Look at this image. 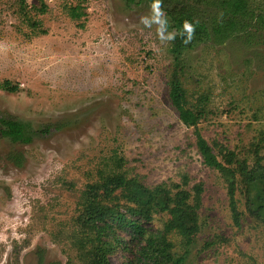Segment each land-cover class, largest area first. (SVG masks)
<instances>
[{
    "label": "rangeland",
    "instance_id": "obj_1",
    "mask_svg": "<svg viewBox=\"0 0 264 264\" xmlns=\"http://www.w3.org/2000/svg\"><path fill=\"white\" fill-rule=\"evenodd\" d=\"M177 1L200 21L221 11V0ZM152 4L0 0V83L17 86L0 89V112L35 130L52 126L29 144L0 133V264H80L70 239L80 194L99 171L117 170L115 159L149 188L202 184L199 231L185 264H264V221L249 215L239 176L236 222L225 180L203 164L194 129L170 103L171 41L158 37L157 24L141 23ZM76 5L84 15L71 19ZM247 6L246 28L183 53L182 83L190 104L204 99L197 129L213 152L223 146L251 167L256 146L264 165V29L255 31L251 15H264V0ZM169 237L180 254L179 237ZM128 258L117 251L110 262Z\"/></svg>",
    "mask_w": 264,
    "mask_h": 264
},
{
    "label": "trees",
    "instance_id": "obj_2",
    "mask_svg": "<svg viewBox=\"0 0 264 264\" xmlns=\"http://www.w3.org/2000/svg\"><path fill=\"white\" fill-rule=\"evenodd\" d=\"M124 1L127 5L154 2ZM175 3L176 6L173 0H160L159 8L165 14L167 27L171 31H178L182 22L188 20L195 25V30L188 43H183L180 35L171 40L169 53L173 61L168 77L170 103L180 122L194 129L195 146L203 164L218 171L225 180L233 220L237 222L241 215L235 198L238 175L244 185L249 215L264 221V165L258 154L260 146H256L253 151L256 159L251 167L245 159L238 160L233 151L223 146H218L215 154L197 129L205 116L204 99L200 96L195 103L190 104L182 83L183 53L196 42L212 38L223 41L238 29L246 28L241 25L247 14V0H221V11L212 21H200L192 8L180 9V3L177 0ZM44 9L42 5L39 10ZM68 12L71 19H79L84 15L80 5L69 8ZM251 15L255 31L264 29V15ZM0 89L16 93L17 86L5 80L0 83ZM51 127L35 130L29 123L0 112V133L13 144H29L39 134L48 133ZM60 127L53 126L54 129ZM12 160L18 166L22 163V157L18 154H13ZM121 164L122 159H115L117 170L99 171L98 179L87 184L80 194V209L73 221L75 229L70 236L77 260L80 264H111L110 257L121 251L129 255L126 264H185L199 231L198 210L201 206L202 184H195L190 190L178 184L171 187L160 184L149 188L136 178H128L120 170ZM157 216L166 217L160 227L153 225ZM170 235L179 237L180 254L174 251L176 245L170 240Z\"/></svg>",
    "mask_w": 264,
    "mask_h": 264
},
{
    "label": "clouds",
    "instance_id": "obj_3",
    "mask_svg": "<svg viewBox=\"0 0 264 264\" xmlns=\"http://www.w3.org/2000/svg\"><path fill=\"white\" fill-rule=\"evenodd\" d=\"M160 0H154L152 4V15L150 17H141V23L146 27H151L153 23L157 24V35L161 40L171 41L177 35L183 37L182 42L188 43L192 39V34L195 30V25L188 20L182 22L180 30L167 31V19L163 11L159 8Z\"/></svg>",
    "mask_w": 264,
    "mask_h": 264
}]
</instances>
